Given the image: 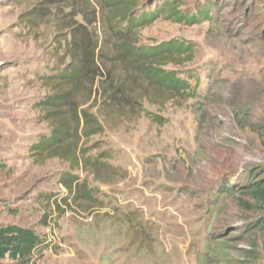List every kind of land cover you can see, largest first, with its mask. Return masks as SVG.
Returning <instances> with one entry per match:
<instances>
[{
  "label": "rangeland",
  "instance_id": "374dc122",
  "mask_svg": "<svg viewBox=\"0 0 264 264\" xmlns=\"http://www.w3.org/2000/svg\"><path fill=\"white\" fill-rule=\"evenodd\" d=\"M9 1L0 227L41 235L33 264H264V205L244 190L264 177V0H133L146 14L132 27L135 2ZM125 42L181 47L141 59ZM79 57L60 100L52 78ZM59 116L63 142L41 145Z\"/></svg>",
  "mask_w": 264,
  "mask_h": 264
},
{
  "label": "trees",
  "instance_id": "16d2710c",
  "mask_svg": "<svg viewBox=\"0 0 264 264\" xmlns=\"http://www.w3.org/2000/svg\"><path fill=\"white\" fill-rule=\"evenodd\" d=\"M130 2H135L130 7L133 8V10L128 13V15H124L122 24H126L129 27L140 26L144 24L143 19L146 13H144L143 11L135 12L137 10V6H134L136 4V1L110 0V4L121 5V7L125 4L126 6H129ZM132 12H134L133 15H131ZM205 13H207V11ZM171 14L173 16L179 15L178 11H172ZM150 15L152 16V14ZM187 18H190L191 20L193 19V17L189 16H187ZM125 47L129 53H133L135 57L140 56L139 58L142 59L143 56H154L160 51L170 52L173 49L178 50L181 46L173 42V44H165L163 46L154 47L152 48L151 52H148L146 48H136V46H133L132 44L127 42H125ZM89 63L87 58L85 59L79 57L78 59H76V62L74 64H71L68 69L63 72L61 76H55L52 78L55 83H58L56 90L60 92L56 95V98L58 97V99L60 98V100H62L63 98L68 99V97L72 95L74 86H76L77 82H80L85 68L86 70L88 69ZM143 66L146 74L151 78H155L160 81L157 83L163 85L164 87L173 91L184 89L186 82L177 79L172 74V72L158 70L155 67H150V69H148V66ZM88 74H90V70L87 71V75ZM58 79H61V82H59ZM67 85L72 86L71 89H69L70 91L64 90V87ZM82 116H80L76 112L73 113V117L75 118V120L77 119L79 123L81 119L87 118V114L85 112L82 114ZM58 124L59 125H57L56 137L47 139V142H41V145L49 147L50 143H53L58 147L63 142V136L66 133L67 126L69 125V120H67L66 117L59 116ZM0 168H2L1 165ZM244 190L245 193L254 201L262 203L264 205V177L260 180L255 179L252 183L244 187ZM260 224L262 226V229L264 230V220H262ZM43 243L44 240L42 239L41 235L33 229L23 228L17 225H7L0 227V264H3V261L7 259L14 262L15 264H33L36 257V252L38 248L43 245Z\"/></svg>",
  "mask_w": 264,
  "mask_h": 264
},
{
  "label": "crops",
  "instance_id": "0c3cea01",
  "mask_svg": "<svg viewBox=\"0 0 264 264\" xmlns=\"http://www.w3.org/2000/svg\"><path fill=\"white\" fill-rule=\"evenodd\" d=\"M9 0H0V19L1 21H5V20H10L9 18L14 19L16 17H18L15 13H11L9 10ZM18 2H20L18 0ZM116 236H118L116 234ZM114 238V236H113ZM118 238V237H117Z\"/></svg>",
  "mask_w": 264,
  "mask_h": 264
}]
</instances>
